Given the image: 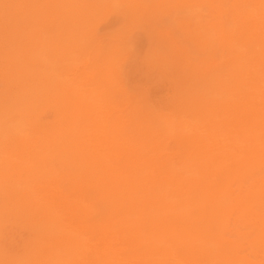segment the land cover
<instances>
[{
  "label": "rangeland",
  "instance_id": "1",
  "mask_svg": "<svg viewBox=\"0 0 264 264\" xmlns=\"http://www.w3.org/2000/svg\"><path fill=\"white\" fill-rule=\"evenodd\" d=\"M38 1L0 0V264H264L240 0Z\"/></svg>",
  "mask_w": 264,
  "mask_h": 264
},
{
  "label": "bare ground",
  "instance_id": "2",
  "mask_svg": "<svg viewBox=\"0 0 264 264\" xmlns=\"http://www.w3.org/2000/svg\"><path fill=\"white\" fill-rule=\"evenodd\" d=\"M9 1V0H8ZM35 1H38V0H35ZM57 1V0H56ZM38 2H40V1H38ZM58 2V1H57ZM240 2H241V5H240V22H241V25H240V29H239V31H238V34H239V40L241 41V43L242 44H244L245 46H246V48H255L256 50H257V48L256 47H264V0H240ZM5 3V2H4ZM29 3V2H28ZM21 3H19V5H20ZM49 4V3H48ZM2 5V4H1ZM10 7H11V5H9ZM32 6H33V4H32ZM61 7H62V5H60ZM66 6V5H65ZM15 8H17V7H15ZM20 8V7H19ZM33 8V7H32ZM63 8L65 9V7H64V5H63ZM8 9V8H7ZM36 9H37V7H36ZM3 10H5V8L3 9ZM243 10H244V13H243ZM8 11V10H7ZM21 11V10H20ZM38 11V10H37ZM39 11H40V9H39ZM52 11V10H51ZM16 12V11H15ZM63 12V11H62ZM241 12H242V14H241ZM20 13H22V12H18V14H20ZM18 14H16V17H17V15ZM34 14V13H33ZM33 14H31V15H33ZM61 14V13H60ZM14 15V14H13ZM25 15V14H24ZM21 16V15H20ZM19 16V17H20ZM34 17H35V15H33ZM0 17H2V15L0 16ZM25 17V16H24ZM24 17H23V19H24ZM21 18V17H20ZM1 19V18H0ZM10 19V18H9ZM13 19V20H12ZM11 20H12V22L14 23V17L12 18ZM22 19V21H24ZM2 20H3V18H2ZM18 19H16V21H17ZM19 21V20H18ZM17 23V22H16ZM59 23H62V22H59ZM2 24V23H1ZM7 25H8V23H7ZM6 25V26H7ZM19 25V24H18ZM61 25V24H60ZM65 26L66 24L65 23H62V25L61 26ZM9 26V25H8ZM7 26V27H8ZM20 26V25H19ZM53 26V25H52ZM4 27V26H3ZM60 27V26H59ZM57 28V27H56ZM60 28H62V27H60ZM65 29V28H64ZM7 30V29H6ZM63 30V29H62ZM10 31V30H9ZM58 31V30H57ZM64 31V30H63ZM64 34H65V32H64ZM68 34V33H67ZM4 36V35H3ZM9 36H12V35H9ZM22 36V35H21ZM24 36V35H23ZM68 36V35H67ZM2 37V36H1ZM7 37V36H6ZM15 37V36H14ZM23 38V37H22ZM1 39V41H4V40H2V38H0ZM16 39H17V37H16ZM236 39H238L237 37H236ZM9 40V39H8ZM16 42V41H15ZM228 42V41H227ZM4 43H7V41L5 42L4 41ZM9 44H10V40H9V42H8ZM17 43V42H16ZM3 44V43H2ZM14 44V43H13ZM232 44V43H231ZM4 45V44H3ZM16 45V44H15ZM7 46V45H6ZM5 46V47H6ZM9 46V45H8ZM11 46L13 47L14 45H12L11 44ZM10 46V47H11ZM17 46V45H16ZM230 46H228L227 47V49L229 48ZM231 47H233V46H231ZM10 48H8L7 47V50H9ZM231 49V48H230ZM247 49V50H248ZM233 50V49H232ZM237 50V49H236ZM4 51H5V49H4ZM229 49L227 50V52L229 53ZM12 52V51H11ZM11 52H9L10 54H11ZM239 52H240V50H239ZM226 53V52H225ZM241 53H242V51H241ZM0 54H2V53H0ZM235 54V53H234ZM231 55V54H230ZM260 55V53L258 54V53H256V54H252V56H251V58L252 59H257V61H259L260 60V58L258 57ZM3 56V55H2ZM9 57V56H8ZM231 57V56H230ZM229 57V58H230ZM3 58V57H2ZM4 58H5V56H4ZM3 58V59H4ZM228 58V59H229ZM2 59V60H3ZM8 59V58H7ZM0 61H1V59H0ZM4 61V60H3ZM6 61V60H5ZM21 63H22V60L20 61ZM238 62V61H237ZM5 63V62H4ZM103 63H104V61H103ZM2 64V63H1ZM0 64V65H1ZM104 64H106V63H104ZM236 64V63H235ZM255 64V63H254ZM1 66H3V65H1ZM0 66V67H1ZM234 67H236L237 66V64L236 65H233ZM232 67V66H231ZM237 68V67H236ZM2 69H3V67H2ZM86 70V69H85ZM232 70V69H231ZM231 70H230V72H231ZM239 70V69H238ZM0 71H1V69H0ZM115 71V70H114ZM235 71V70H234ZM9 72V71H8ZM111 72V71H110ZM110 72H108V74H111L112 75V73H110ZM113 72V71H112ZM116 73V72H115ZM231 73H233L234 74V72H231ZM11 75V74H10ZM235 75H236V73H235ZM237 75H238V73H237ZM236 77V76H235ZM240 78V77H239ZM16 86V85H15ZM120 88V87H119ZM16 89V88H15ZM17 91V90H16ZM20 91V90H19ZM18 95V94H17ZM201 97V96H200ZM221 102V101H220ZM24 103V102H23ZM135 103V102H134ZM75 105V104H74ZM88 106V105H87ZM79 107H81L80 105H79ZM247 109L248 110H250L251 112H252V114H253V119H254V122H255V126H254V129L251 131V132H246V131H244V133L243 134H240L239 136H235L233 133V135L235 136H233V137H230V142H228L227 143V145H228V147H229V150H228V152L231 150V155H232V157H233V161H232V163L233 164H240L242 167H243V169H244V167L245 166H248V167H246L245 169L247 170V169H249L250 168V164H251V162H254V161H256V160H253V158H250L251 157V153H255V152H257L256 154H258L259 156H264V117H262V115H264V98H256V100H254V101H251V104H250V106H248L247 107ZM250 115V114H249ZM190 117V116H189ZM212 117V116H211ZM211 117H210V119H211ZM188 119V118H187ZM186 119V120H187ZM196 119V118H195ZM214 119H216L215 117H214ZM213 119V120H214ZM188 120H191V118L190 119H188ZM187 120V121H188ZM3 121V120H2ZM192 121V120H191ZM210 121H212V120H210ZM193 122H195V121H193ZM190 122L188 121V125H190L189 124ZM192 123V122H191ZM253 123V122H252ZM10 125V124H9ZM254 125V124H253ZM11 126V125H10ZM201 127V126H200ZM253 127V126H252ZM10 128V127H9ZM141 128V127H140ZM12 129H13V126H12ZM117 129V128H116ZM205 129V128H204ZM16 130H19V129H16ZM21 130V129H20ZM142 130V129H141ZM215 130H217V129H215ZM219 130V129H218ZM83 131V130H82ZM143 131V130H142ZM202 131L204 132V130L202 129ZM14 132V134H15V131H13ZM12 132V133H13ZM85 132V131H84ZM120 132V131H119ZM195 132H196V130H195ZM90 136H91V134L90 133H88ZM205 134H206V132H205ZM232 134H230V135H232ZM16 135H17V133H16ZM70 135V134H69ZM86 135H87V133H86ZM129 135V134H128ZM12 136H14V135H12ZM17 136H20V134L19 135H17ZM208 136V135H207ZM131 138V137H130ZM197 138V137H196ZM91 140V139H90ZM207 140H208V138H207ZM92 141V140H91ZM199 141V140H198ZM93 142V141H92ZM133 143V142H132ZM209 143V142H208ZM208 143H206V144H208ZM93 145V144H92ZM95 145V144H94ZM128 145V144H127ZM199 145H200V142H199ZM210 145V144H209ZM155 146V145H154ZM203 146V145H202ZM220 146V145H219ZM148 148H149V146H147ZM203 147H205V146H203ZM202 147V148H203ZM129 148V147H128ZM208 148V147H207ZM204 149V148H203ZM210 149V148H209ZM209 149H207V150H209ZM222 149V148H221ZM159 150V149H158ZM158 150H157V152H158ZM204 150H206V149H204ZM81 151V150H80ZM96 153V152H95ZM101 153V152H100ZM151 152H149V155H154V153H151ZM160 153V152H159ZM98 155V154H97ZM99 156V155H98ZM101 156V155H100ZM221 156V155H220ZM19 157L20 156H18V161L19 160H21V159H19ZM81 157V156H80ZM262 158H264V157H262ZM24 160H25V158H23ZM22 159V160H23ZM79 159V158H78ZM21 162V161H20ZM229 162V161H228ZM258 162V161H257ZM25 163V162H24ZM221 164V163H220ZM255 164H258V163H256L255 162ZM19 165H20V163H19ZM22 165V164H21ZM223 165L225 166L226 164L223 162ZM27 166V165H26ZM23 169V168H22ZM27 169V168H26ZM238 170V169H237ZM259 170H261L260 168H259ZM23 171V170H22ZM257 170H255V172H256ZM231 172V171H230ZM237 172V171H236ZM242 172V171H241ZM254 172V173H255ZM261 172H262V170H261ZM238 173V172H237ZM239 173H240V171H239ZM259 174H260V172H259ZM262 174V173H261ZM22 175H24V174H22ZM258 176H260V175H258ZM257 176V177H258ZM255 178V177H254ZM256 188V187H255ZM130 203V202H129ZM220 205H221V203H220ZM219 205V206H220ZM140 206V205H139ZM133 207V206H132ZM220 208H221V206H220ZM223 209V208H222ZM258 223V222H257ZM194 226V225H193ZM249 226H251V225H248V227ZM255 226H256V224H255ZM256 227H258V226H256ZM255 227V228H256ZM261 227V226H260ZM250 228V227H249ZM253 226H252V228L251 229H255ZM262 228H264V227H262ZM259 229V228H258ZM255 230H257V228L255 229ZM255 230H253V231H255ZM257 232H259V230H257ZM255 235V234H254ZM221 247V246H220ZM217 252V251H216ZM6 258V257H5Z\"/></svg>",
  "mask_w": 264,
  "mask_h": 264
}]
</instances>
